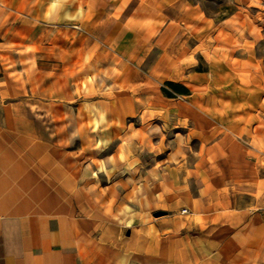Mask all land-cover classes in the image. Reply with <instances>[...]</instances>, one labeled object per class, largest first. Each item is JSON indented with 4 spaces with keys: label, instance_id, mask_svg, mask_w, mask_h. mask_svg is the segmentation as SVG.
I'll use <instances>...</instances> for the list:
<instances>
[{
    "label": "crops",
    "instance_id": "0c3cea01",
    "mask_svg": "<svg viewBox=\"0 0 264 264\" xmlns=\"http://www.w3.org/2000/svg\"><path fill=\"white\" fill-rule=\"evenodd\" d=\"M246 14L214 18L193 0H0V264H264V66ZM216 63L229 76L218 89ZM165 82L190 95L164 97ZM137 115L167 127L169 149L163 133L148 139L175 158L145 169L143 195ZM158 208L167 215L153 220Z\"/></svg>",
    "mask_w": 264,
    "mask_h": 264
},
{
    "label": "rangeland",
    "instance_id": "374dc122",
    "mask_svg": "<svg viewBox=\"0 0 264 264\" xmlns=\"http://www.w3.org/2000/svg\"><path fill=\"white\" fill-rule=\"evenodd\" d=\"M193 2L200 5L207 12V14L211 15L214 18H218V19L221 17L227 16L231 11H233V12L237 11L241 7L245 8L246 13H247L245 18L249 24V26L246 28L247 31H249V32L252 31L251 33H253L254 35H257L259 38L261 37L260 41L257 44L251 45L250 50L257 53V55L259 56V59H260L259 60L260 63L262 64V66H264V0H248V1L244 0L243 5L241 3H239L238 0H193ZM243 22H244V19L240 13L237 14L231 20V24H234L238 30L244 29V27H243L244 23ZM205 45L207 46L208 44H205ZM196 59H197V66L195 67V69L200 70V71H207L208 65L206 64L205 59H203L200 55ZM215 67H216L217 71H219L221 73L220 75H218L217 81H216L217 89H218L219 84H221L225 81H229L228 80L229 76L226 75V78H225L226 80L224 79V75H222V74L225 71V68H223V65L221 63H216ZM162 86H163V84H162ZM217 89H216L215 95L218 93ZM212 93H214V92H212ZM232 94L235 95L236 96L235 98H237L239 100L241 94H243V93L241 91L236 90V88H233ZM206 95H207V93H206ZM92 106H94L93 111L97 110L95 105H92ZM71 113L73 115H78V114H83V111L79 109V106H77V103H74L72 106ZM88 113H91L90 109H88ZM107 119L108 118H106V116H105V122L100 123V125L102 126V127L100 126L101 127L100 130H102V131L104 130L105 132H108L110 129V123L107 121ZM126 123H128V122H126ZM92 125H93V130L95 132L96 123H93ZM130 125L135 126L136 138H137L136 139L135 152L133 155H130V162L135 163L134 173L136 174L137 195H143L144 189H145V187H144V184H145L144 173H146L145 169L147 170L150 167H152L153 169L158 170V173H159V169H157V168H159V166L161 164H167L168 163L167 165H169V164L175 165V158L173 159V161L171 163L169 161L167 162L166 159L169 156H167V154H165V153H162L159 156L158 155L156 156L157 153H155V152H158V150L155 149L153 151V150H151V148L153 149L152 143L155 146H158V142H157L158 140H156V138H153V140L150 144V140L148 139L149 136H151L153 134V135H155V136L157 135L159 138H161L160 136L163 133L166 136V138L162 137L161 143L163 146L167 147L168 149L172 145V139L170 137L171 134L166 135L165 130H167V127L164 126L165 130L162 129L163 124L160 123V121L158 119H151L149 115H145V116H138L137 115L136 117L130 119ZM83 127H84V125L82 124V131L84 130ZM126 127H127V124L120 126V128L125 129V131H127ZM93 130L91 129V124L88 123V128H87L88 133H90V131H93ZM120 135H122V134H120ZM117 140L119 141V139H117ZM94 142L95 141L93 139V144H95ZM78 145H79V140H78V138H75V140L73 141V148L78 147ZM101 157L104 160V163L106 164L108 162L107 154H104ZM126 158H127V156H125V159ZM73 161H75V159H73ZM89 162H90V159H89ZM92 162H95V161H92ZM172 177H174V176H171V178ZM153 179H154V177H153ZM172 180H175V178H173ZM117 190L119 191L120 194H122L126 190V187L123 186V184L121 182L119 185V188ZM183 211L184 210H182V212ZM185 212H186V210H185ZM157 213H161V215L160 216L155 215ZM166 215H167V211L158 208L157 210H155L153 212L151 218L153 220H160L162 218H165Z\"/></svg>",
    "mask_w": 264,
    "mask_h": 264
},
{
    "label": "trees",
    "instance_id": "16d2710c",
    "mask_svg": "<svg viewBox=\"0 0 264 264\" xmlns=\"http://www.w3.org/2000/svg\"><path fill=\"white\" fill-rule=\"evenodd\" d=\"M161 93L167 98L190 95V91L187 88H185L182 84L174 82H165L161 87Z\"/></svg>",
    "mask_w": 264,
    "mask_h": 264
},
{
    "label": "water",
    "instance_id": "95a60500",
    "mask_svg": "<svg viewBox=\"0 0 264 264\" xmlns=\"http://www.w3.org/2000/svg\"><path fill=\"white\" fill-rule=\"evenodd\" d=\"M155 215H157V216H160V215H161V213H157V214H155Z\"/></svg>",
    "mask_w": 264,
    "mask_h": 264
},
{
    "label": "built area",
    "instance_id": "2783aa9c",
    "mask_svg": "<svg viewBox=\"0 0 264 264\" xmlns=\"http://www.w3.org/2000/svg\"><path fill=\"white\" fill-rule=\"evenodd\" d=\"M183 212H185V210Z\"/></svg>",
    "mask_w": 264,
    "mask_h": 264
}]
</instances>
